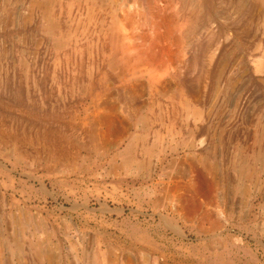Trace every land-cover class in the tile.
Returning <instances> with one entry per match:
<instances>
[{
	"label": "rangeland",
	"instance_id": "obj_1",
	"mask_svg": "<svg viewBox=\"0 0 264 264\" xmlns=\"http://www.w3.org/2000/svg\"><path fill=\"white\" fill-rule=\"evenodd\" d=\"M186 1L0 0V264H264V0Z\"/></svg>",
	"mask_w": 264,
	"mask_h": 264
},
{
	"label": "bare ground",
	"instance_id": "obj_2",
	"mask_svg": "<svg viewBox=\"0 0 264 264\" xmlns=\"http://www.w3.org/2000/svg\"><path fill=\"white\" fill-rule=\"evenodd\" d=\"M39 1V0H38ZM89 1V0H88ZM94 1V0H93ZM97 1V0H96ZM203 1V0H202ZM209 1V0H208ZM214 1V0H213ZM241 1V0H240ZM258 1V0H257ZM37 2V1H36ZM47 2H49V1H47ZM99 2V1H98ZM188 2V0L186 1V3ZM198 2V1H197ZM210 2H212L211 0H210ZM238 2V1H237ZM252 2V1H251ZM264 2V1H263ZM35 3V2H34ZM34 3H33V5H34ZM45 3V2H44ZM57 3H59V2H57ZM189 3V2H188ZM192 3V2H191ZM190 3V4H191ZM46 4V3H45ZM193 4V3H192ZM212 5H213V3H211ZM245 4V3H244ZM95 5H97V4H95ZM183 5V4H182ZM202 5V4H201ZM253 5V4H252ZM36 6V5H35ZM185 6V5H184ZM193 6V5H192ZM196 6V5H195ZM210 6V5H209ZM187 7V6H186ZM202 7V6H201ZM242 7H243V5H242ZM43 8L44 7H42L41 9L43 10ZM49 8V7H48ZM184 8V7H183ZM189 8H191V7H189ZM200 8V7H199ZM240 8V7H239ZM47 9V8H46ZM51 9V8H50ZM45 10V9H44ZM49 10V9H48ZM52 10V9H51ZM50 14V13H49ZM48 17H49V15H48ZM51 17V16H50ZM45 18H47V17H45ZM50 19V18H49ZM110 40V39H109ZM110 42V41H109ZM112 42H113V40H112ZM115 42V41H114ZM109 46V45H108ZM110 48V47H109ZM187 103V102H186ZM194 108V107H193ZM130 151H132L131 150V148L129 147L127 150H126V155H127V157H126V159L124 160V164L126 163H128V162H130V158H129V154H130ZM132 160V159H131ZM249 170V169H248ZM247 171V170H246ZM249 172V171H248ZM41 253H39V255H40ZM39 258L41 257V256H38Z\"/></svg>",
	"mask_w": 264,
	"mask_h": 264
}]
</instances>
